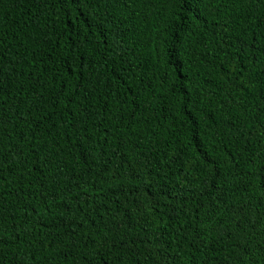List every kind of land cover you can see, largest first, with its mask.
I'll return each mask as SVG.
<instances>
[{
    "label": "trees",
    "instance_id": "trees-1",
    "mask_svg": "<svg viewBox=\"0 0 264 264\" xmlns=\"http://www.w3.org/2000/svg\"><path fill=\"white\" fill-rule=\"evenodd\" d=\"M0 264H264V0H0Z\"/></svg>",
    "mask_w": 264,
    "mask_h": 264
}]
</instances>
